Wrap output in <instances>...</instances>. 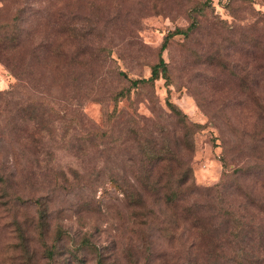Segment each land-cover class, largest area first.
<instances>
[{
    "label": "rangeland",
    "instance_id": "374dc122",
    "mask_svg": "<svg viewBox=\"0 0 264 264\" xmlns=\"http://www.w3.org/2000/svg\"><path fill=\"white\" fill-rule=\"evenodd\" d=\"M0 27V264H264V0H0Z\"/></svg>",
    "mask_w": 264,
    "mask_h": 264
},
{
    "label": "trees",
    "instance_id": "16d2710c",
    "mask_svg": "<svg viewBox=\"0 0 264 264\" xmlns=\"http://www.w3.org/2000/svg\"><path fill=\"white\" fill-rule=\"evenodd\" d=\"M199 25V21L197 20L196 17H192L190 23L184 28V29H178L175 28L173 31L169 32L166 36L165 39L162 43V47L165 44L166 38L167 37H171L174 35H182L184 37H187L189 35L190 32H192L195 28H197V26ZM4 28L9 29L11 28V24H4L3 25ZM3 27H0V29H3ZM11 30V29H9ZM16 36L14 35H10V33H5V31L0 32V46L3 48H7L11 45H13V42L15 41ZM121 75L124 78H126V75L123 71H118L117 75ZM167 76V65L166 62L159 57L157 59V62L154 63L153 65H151L150 70H149V75L147 77H140L138 79H132L129 82L131 83L132 87H136L139 84L142 83H152L154 80L158 79V78H166ZM126 91H128V88L126 89H120L117 92L114 93L113 95V99L114 101L124 97ZM168 106H170L169 108L171 109L172 113L175 115L177 113V110L174 109V106L171 105L170 103H168ZM149 159L154 160V161H159L161 160V158H158L157 155L153 154V153H149L148 154ZM224 157L222 156V162L224 163ZM260 170L263 171L264 169V164L259 166ZM245 171V167H243V165L236 167L233 172L234 173H239V174H243ZM264 172V171H263ZM238 174V175H239ZM191 176V171L190 168L188 167V165H184V162L181 165L180 171L178 173V175L175 177L173 182H168V181H164L162 183L161 182V178L160 176H156V177H152L151 181L149 182V186L151 188L156 187V189L160 190L161 194L163 195L164 199L166 202H170V201H174L175 199H179L181 197V195H183V190L184 189H190L192 187V181L190 179ZM148 179L151 177H147ZM159 184V185H158ZM244 197L246 199H248V202L251 205H254L250 195L248 194V192H245ZM138 194L135 193L132 196V200L137 199ZM139 199V198H138ZM139 201H137L135 204H138ZM192 213V212H189ZM42 213L40 212V215ZM224 215H232V212H224ZM233 216V215H232ZM196 220H199V218L194 217ZM234 220V224L233 226V233H232V237L233 238H240L239 234L243 231H245V234L247 232V230L245 229V224L243 222H239V219H236L235 217H233ZM247 257V254H244ZM241 256V255H240ZM240 264H242L240 262Z\"/></svg>",
    "mask_w": 264,
    "mask_h": 264
}]
</instances>
